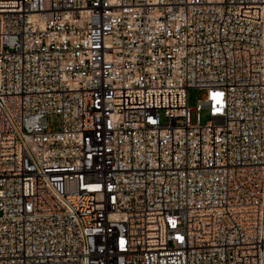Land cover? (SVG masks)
<instances>
[{"label": "built area", "instance_id": "1", "mask_svg": "<svg viewBox=\"0 0 264 264\" xmlns=\"http://www.w3.org/2000/svg\"><path fill=\"white\" fill-rule=\"evenodd\" d=\"M0 264H264V0H0Z\"/></svg>", "mask_w": 264, "mask_h": 264}, {"label": "rangeland", "instance_id": "2", "mask_svg": "<svg viewBox=\"0 0 264 264\" xmlns=\"http://www.w3.org/2000/svg\"><path fill=\"white\" fill-rule=\"evenodd\" d=\"M205 97V91L197 88H192L188 92L189 106L195 109L198 103ZM195 114V111H194ZM201 123L203 125L207 124L210 120V116L207 109H203L200 115ZM48 127L54 131L60 129L61 117L55 113L48 115Z\"/></svg>", "mask_w": 264, "mask_h": 264}]
</instances>
